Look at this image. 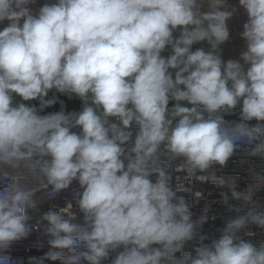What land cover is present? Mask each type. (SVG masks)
Instances as JSON below:
<instances>
[{"label": "clouds", "instance_id": "9594fccd", "mask_svg": "<svg viewBox=\"0 0 264 264\" xmlns=\"http://www.w3.org/2000/svg\"><path fill=\"white\" fill-rule=\"evenodd\" d=\"M34 2L0 0V264L41 227L49 250L30 264H103L113 252L111 264H264V241L240 235L264 229V169L243 191L210 171L242 149L264 160V0H238L246 50L227 61V0H54L35 14ZM50 92L81 110L40 114L57 103ZM177 171L228 189L237 215L208 244ZM74 181L81 220L68 202L31 223L38 192Z\"/></svg>", "mask_w": 264, "mask_h": 264}, {"label": "built area", "instance_id": "2783aa9c", "mask_svg": "<svg viewBox=\"0 0 264 264\" xmlns=\"http://www.w3.org/2000/svg\"><path fill=\"white\" fill-rule=\"evenodd\" d=\"M63 109L66 112H71L68 109ZM60 110L61 109L45 110L41 114L43 115ZM230 119H236V117L232 116ZM75 131H79V129H75ZM253 168L257 171L264 169V160L259 157H250L247 155L246 151L242 149L235 152L225 166L221 167L220 165H214L213 169L210 171H214L217 176H232L237 178L238 189L243 191L251 180L249 170ZM184 175V173L179 171L173 173V185H182L184 190L178 192L177 195L184 197L186 200L193 214L194 221L198 220L201 216L207 217L206 222L198 230V234L207 237L204 243L208 244L213 239L219 238L221 230L226 225L227 221L234 218L237 213L230 211L228 205L223 203L221 192H228L227 188H219L210 182H200L194 178L191 180H184ZM152 179L154 180L155 177H152ZM77 189H79V185L74 181L68 190L60 192L53 198H48L43 191L38 192L39 211L30 213L33 217L31 223H37L40 220V216L49 209L57 210L66 207L68 202L73 203L72 211L77 214L78 220H81L82 214L79 213L74 199V190ZM197 192L201 193L200 197L195 195ZM255 198L259 200L261 207H264V189L260 190ZM229 203L240 205L241 202L230 199ZM245 231H252L255 233L254 236L248 237L244 232H241L240 235L245 240H251L253 243L264 241V229L251 225ZM47 239L48 238L43 234L42 227L34 229L28 237L13 243L6 254L11 257L14 264H30V258H40L49 250ZM197 245L198 239L191 241L186 250L192 251ZM115 255V252L110 253V258L104 261L103 264H111V259L114 258ZM44 264H59V261L54 262L46 260Z\"/></svg>", "mask_w": 264, "mask_h": 264}, {"label": "crops", "instance_id": "0c3cea01", "mask_svg": "<svg viewBox=\"0 0 264 264\" xmlns=\"http://www.w3.org/2000/svg\"><path fill=\"white\" fill-rule=\"evenodd\" d=\"M52 2H54V0H35L33 4L29 5V7L33 10V13L35 14L36 12H38L39 8L43 6V4L52 3ZM227 3L229 5V9H231L232 7H235L236 12L234 13L233 17L227 21V26L230 32V38L223 45H221V50H222L221 55L224 61H227L229 59L238 60L240 57V54L246 50L245 41L242 39L240 35V33L243 31V24L247 20L246 12L242 7L239 6L238 0H227ZM8 23L9 22L7 20L0 22V30L6 27ZM201 47L207 50L208 45L206 43L194 44L192 50L194 51L197 48H201ZM170 54H171L170 49H167L165 50V52L162 53V55L165 57H167ZM50 93H49L48 98L53 97L50 95ZM16 100L19 102L20 98L17 97ZM25 103H28V104L35 103L36 106L38 105V101H28Z\"/></svg>", "mask_w": 264, "mask_h": 264}, {"label": "rangeland", "instance_id": "374dc122", "mask_svg": "<svg viewBox=\"0 0 264 264\" xmlns=\"http://www.w3.org/2000/svg\"><path fill=\"white\" fill-rule=\"evenodd\" d=\"M50 95L57 97V103L54 106L47 108L45 110H56V109H61L62 107L63 108H69L72 111H80L81 110V107H82L81 101L79 100V98H77L75 96L69 97L67 95H61L59 93H54V92H51ZM29 104L32 105L33 103H29ZM34 105H35V103H34ZM38 106L39 105H37V107Z\"/></svg>", "mask_w": 264, "mask_h": 264}, {"label": "trees", "instance_id": "16d2710c", "mask_svg": "<svg viewBox=\"0 0 264 264\" xmlns=\"http://www.w3.org/2000/svg\"><path fill=\"white\" fill-rule=\"evenodd\" d=\"M65 109H68L69 111H71V112H72V110H71V109H69V108H65Z\"/></svg>", "mask_w": 264, "mask_h": 264}]
</instances>
